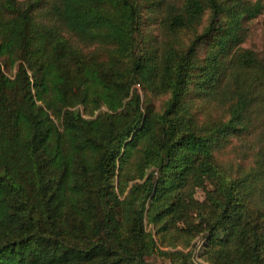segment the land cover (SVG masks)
<instances>
[{"label":"trees","instance_id":"obj_1","mask_svg":"<svg viewBox=\"0 0 264 264\" xmlns=\"http://www.w3.org/2000/svg\"><path fill=\"white\" fill-rule=\"evenodd\" d=\"M263 8L0 0V264H264Z\"/></svg>","mask_w":264,"mask_h":264},{"label":"rangeland","instance_id":"obj_2","mask_svg":"<svg viewBox=\"0 0 264 264\" xmlns=\"http://www.w3.org/2000/svg\"><path fill=\"white\" fill-rule=\"evenodd\" d=\"M262 2L264 3V0H262ZM248 24H249L248 25L249 26L248 35H247V38H246V40L242 46L252 48L260 56L264 57V8H263L262 13L258 17L251 20ZM233 140H234L233 143L237 142V139H233ZM235 154L236 153H234V152L228 153L225 160L229 157H232V156L237 157ZM221 158H223V156H221L220 159ZM197 196L200 198L201 192H198ZM201 243H202V240L198 241L197 247L195 248V256L194 257L196 260H199L198 252H199V249L201 247Z\"/></svg>","mask_w":264,"mask_h":264}]
</instances>
